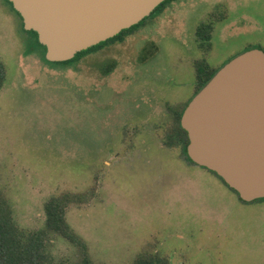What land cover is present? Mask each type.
<instances>
[{
    "label": "rangeland",
    "instance_id": "374dc122",
    "mask_svg": "<svg viewBox=\"0 0 264 264\" xmlns=\"http://www.w3.org/2000/svg\"><path fill=\"white\" fill-rule=\"evenodd\" d=\"M212 20V46L202 49L197 28ZM33 40L0 0V189L20 227L42 228L51 197L84 193L67 220L94 264H133L144 252L171 264H264V200L242 201L165 141L169 106L196 95L197 60L220 69L264 50V0H175L73 66L48 64ZM50 251L54 264L80 259L62 236Z\"/></svg>",
    "mask_w": 264,
    "mask_h": 264
},
{
    "label": "water",
    "instance_id": "95a60500",
    "mask_svg": "<svg viewBox=\"0 0 264 264\" xmlns=\"http://www.w3.org/2000/svg\"><path fill=\"white\" fill-rule=\"evenodd\" d=\"M46 59L67 61L140 23L165 0H10ZM187 152L245 202L264 198V50L228 61L184 110Z\"/></svg>",
    "mask_w": 264,
    "mask_h": 264
},
{
    "label": "trees",
    "instance_id": "16d2710c",
    "mask_svg": "<svg viewBox=\"0 0 264 264\" xmlns=\"http://www.w3.org/2000/svg\"><path fill=\"white\" fill-rule=\"evenodd\" d=\"M5 1L9 3L13 11L19 15L22 21L23 30L34 38L32 42L33 48H39L42 50L43 58L48 64L73 66L79 64L90 54L98 52L110 44L124 41L128 35L135 33L141 27L145 26L150 19L163 12V10L175 0H165L150 16L144 18L140 23L122 30L119 34L106 41H102L97 45L78 52L75 57L70 60L61 62H52L46 59V46L39 41L38 33L34 30H26L24 28L22 15L14 8L13 3L10 0ZM216 16L219 17V15ZM221 18H223V16ZM214 21L215 20L203 21L197 28V40L202 49H209L212 46L215 28ZM115 63L114 60L106 61L100 66V69L104 73H109L114 68ZM195 69L197 84L195 94H197L212 79L219 69L214 68L206 59L197 60L195 62ZM7 76V66L0 58V90L4 86ZM189 101L180 108L169 106V111L173 116L174 123L167 132L165 141L169 147H181L186 159L192 161L187 152V145L190 142L189 134L181 124L182 115L189 104ZM213 173L216 174L215 172ZM217 176L220 177L219 175ZM223 182L225 183L224 180ZM235 192L238 194L237 191ZM87 198V194L72 192H66L51 197L45 203V225L39 229L27 230L20 227L16 222L12 205L4 192L0 189V264H54L55 259L50 251V246L55 236L64 237L77 247L80 254V259L77 262L60 261V264H94L87 242L77 233L76 230L73 229L67 220L69 206L74 203H82L86 201ZM260 200H264V198L255 201ZM133 264H171V262L169 258L162 256L159 253L144 252L137 256Z\"/></svg>",
    "mask_w": 264,
    "mask_h": 264
},
{
    "label": "flooded vegetation",
    "instance_id": "af4514ba",
    "mask_svg": "<svg viewBox=\"0 0 264 264\" xmlns=\"http://www.w3.org/2000/svg\"><path fill=\"white\" fill-rule=\"evenodd\" d=\"M185 159H186V157H185ZM192 163H194L193 161H191Z\"/></svg>",
    "mask_w": 264,
    "mask_h": 264
}]
</instances>
